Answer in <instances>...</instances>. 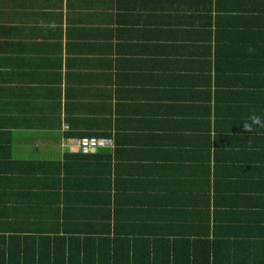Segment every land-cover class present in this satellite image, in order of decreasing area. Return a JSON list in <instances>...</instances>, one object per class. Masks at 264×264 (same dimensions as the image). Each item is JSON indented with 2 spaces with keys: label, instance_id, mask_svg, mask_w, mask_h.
<instances>
[{
  "label": "crops",
  "instance_id": "0c3cea01",
  "mask_svg": "<svg viewBox=\"0 0 264 264\" xmlns=\"http://www.w3.org/2000/svg\"><path fill=\"white\" fill-rule=\"evenodd\" d=\"M2 2L0 232L96 231L110 202L180 261L264 241V0ZM69 117L115 148L86 160Z\"/></svg>",
  "mask_w": 264,
  "mask_h": 264
},
{
  "label": "trees",
  "instance_id": "16d2710c",
  "mask_svg": "<svg viewBox=\"0 0 264 264\" xmlns=\"http://www.w3.org/2000/svg\"><path fill=\"white\" fill-rule=\"evenodd\" d=\"M11 7L12 5L1 0L0 16L8 13ZM0 20L3 21L4 18L0 17ZM29 22L30 19L24 22L26 34L27 31L29 34L31 31ZM68 120L71 121L70 129L68 128V133L71 134H66L69 140L97 137L111 139L114 143L113 146L103 148L96 154L81 152L86 160L100 159L101 151L115 148V141L109 133L106 134L108 137H103L104 134L76 136L71 129L78 125V120L77 118L70 120V117ZM96 121L99 123L110 120L102 112V115L91 120L89 124H94ZM81 123L84 124V121L80 120ZM106 204L101 208L99 218L97 217L102 224H97L96 231L89 227L88 232L82 227L78 228L81 223L71 228V222H64L63 226L53 224L50 227L38 223L31 231L32 234L20 233L15 227L10 229L6 226V229L0 232V264H264V241L258 239V242H253L251 245L239 246L237 243L233 246L228 244L224 237L219 236L217 231L214 232V236L212 235L213 242H209V245L204 247L198 240L193 244L192 252L190 251L187 257H183L180 261L177 248H173L175 245L171 242H151L158 240L149 239L147 232L144 231L146 227L134 226L132 220L137 217L127 211L118 217L117 223L115 221L116 229L113 236L112 210L110 202ZM230 234L239 237L240 232L234 231ZM160 244L163 245L159 246Z\"/></svg>",
  "mask_w": 264,
  "mask_h": 264
},
{
  "label": "built area",
  "instance_id": "2783aa9c",
  "mask_svg": "<svg viewBox=\"0 0 264 264\" xmlns=\"http://www.w3.org/2000/svg\"><path fill=\"white\" fill-rule=\"evenodd\" d=\"M70 141H73L74 144L79 148V150L85 154H96L101 149L114 145L111 139L97 137L76 138Z\"/></svg>",
  "mask_w": 264,
  "mask_h": 264
},
{
  "label": "bare ground",
  "instance_id": "6f19581e",
  "mask_svg": "<svg viewBox=\"0 0 264 264\" xmlns=\"http://www.w3.org/2000/svg\"><path fill=\"white\" fill-rule=\"evenodd\" d=\"M83 138V137H82ZM90 138V137H89ZM76 139V138H75ZM68 144V143H67ZM69 144H70V142H69ZM81 152V151H80Z\"/></svg>",
  "mask_w": 264,
  "mask_h": 264
}]
</instances>
